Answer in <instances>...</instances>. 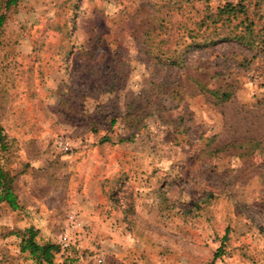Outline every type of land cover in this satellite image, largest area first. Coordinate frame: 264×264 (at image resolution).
<instances>
[{
  "label": "rangeland",
  "instance_id": "rangeland-1",
  "mask_svg": "<svg viewBox=\"0 0 264 264\" xmlns=\"http://www.w3.org/2000/svg\"><path fill=\"white\" fill-rule=\"evenodd\" d=\"M222 1L7 11L0 159L21 208L0 203V264H34L9 234L31 227L67 233L73 264H264V0L229 22Z\"/></svg>",
  "mask_w": 264,
  "mask_h": 264
},
{
  "label": "trees",
  "instance_id": "trees-1",
  "mask_svg": "<svg viewBox=\"0 0 264 264\" xmlns=\"http://www.w3.org/2000/svg\"><path fill=\"white\" fill-rule=\"evenodd\" d=\"M21 0H3L0 3V35L2 33L3 26L6 22V13L7 11L18 4ZM246 0H233V1H222L223 4L219 6L217 11V16L220 18L225 17L226 22H229L231 19H234L238 15L244 14L246 12L245 2ZM232 17V18H231ZM249 35L252 34V29L250 25H245ZM226 41H234L238 43H246V35L239 36H229L224 37ZM251 42L248 40V45L250 46ZM201 46V45H200ZM170 60V59H167ZM170 64H176L177 62L170 60ZM202 90H205V87L201 86ZM211 96L216 99L217 102L223 103L228 101L232 92L222 91L221 89L210 91ZM8 147V142L3 129L0 125V153L5 152ZM9 171L4 168L0 159V203H4L12 211L20 210V205L17 201V197L13 191L12 183L13 177L9 176ZM228 230L225 231L223 239L226 240V234ZM10 235L15 236L19 239V250L21 253H28L30 259L34 264H73L74 261L64 257L63 251L59 244L55 243H44L40 244L36 241L38 231L33 227L27 228L25 230H15L9 233ZM218 255V254H217ZM61 259V262L57 261V258Z\"/></svg>",
  "mask_w": 264,
  "mask_h": 264
},
{
  "label": "built area",
  "instance_id": "built-area-1",
  "mask_svg": "<svg viewBox=\"0 0 264 264\" xmlns=\"http://www.w3.org/2000/svg\"><path fill=\"white\" fill-rule=\"evenodd\" d=\"M223 1H233V0H223ZM56 147L59 149V151L65 155H67L71 151V147L69 142L64 137H59L56 140ZM69 237L68 234L65 233L60 237L59 245L62 249H67L69 247ZM99 263H101V260H98Z\"/></svg>",
  "mask_w": 264,
  "mask_h": 264
}]
</instances>
